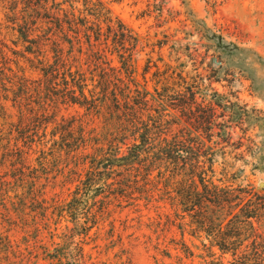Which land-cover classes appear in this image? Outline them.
<instances>
[{
    "label": "rangeland",
    "instance_id": "obj_1",
    "mask_svg": "<svg viewBox=\"0 0 264 264\" xmlns=\"http://www.w3.org/2000/svg\"><path fill=\"white\" fill-rule=\"evenodd\" d=\"M102 1L131 30L122 40L106 22L105 66L128 58L156 138L193 139L174 163L155 143L135 166L110 165L109 151L128 154L133 136L109 143L95 111L60 104L58 119L82 120L94 140L87 149L54 145L55 124L28 126L0 74V264H245L254 247L264 252V0ZM23 9L0 0L3 61L38 79L24 56L38 55L20 38ZM43 49L53 57L51 42Z\"/></svg>",
    "mask_w": 264,
    "mask_h": 264
},
{
    "label": "trees",
    "instance_id": "obj_2",
    "mask_svg": "<svg viewBox=\"0 0 264 264\" xmlns=\"http://www.w3.org/2000/svg\"><path fill=\"white\" fill-rule=\"evenodd\" d=\"M13 1L17 4L21 3L24 7V24L19 26L20 38L28 43L26 49L29 53L38 55L34 59L24 56L33 69L40 71L42 77L29 78L25 75V68L21 66L16 71L9 66L6 67L7 62L3 59L6 61L9 58L4 50L6 45L1 39L0 74L3 75L1 80L6 91L5 95L14 94V101L20 107L21 117L28 120V126L34 121L35 125H43L47 128L48 123L52 122L55 124L51 132L54 145L74 150L77 142L80 143L79 147L87 149L94 136L87 135L83 121L65 117L58 119L60 104H78L95 111L105 120L109 143L117 140H121L122 143L127 137L133 136L135 143L128 154L117 157L113 150L109 151L107 161L110 165H116L118 162L119 166H135L140 160V148L144 145L153 147L155 143H158L159 154L165 156L168 164L177 161V157L180 156H176L175 152L182 150L181 146L187 139L191 140L193 137L181 132L172 138L166 136V133L156 138L152 131L154 116L150 111L149 101L133 78L128 58L119 53L122 62L120 69L110 64L108 67L105 66L106 22L108 28L118 38L123 40L131 36V30L124 23L113 18L111 10L106 9L105 2L84 0L83 8H77L74 4L75 0ZM64 4H68L70 9H65ZM39 20L43 23L38 26ZM116 24L119 29L115 30ZM37 30L43 33V42L41 38L32 37ZM122 40L117 41L123 44L124 48ZM50 42L51 50L54 52L51 58L47 55L49 51L43 49V46H47ZM84 42L88 45L86 52H83ZM65 44L69 45L68 49L65 48ZM76 45L79 54L75 53ZM217 45L222 48L227 47L221 37L217 39ZM83 54L87 55L85 61L81 57ZM86 64L89 68L93 67L90 71L91 76H88L87 70L84 69L83 65ZM16 87L22 90L20 94L17 93ZM194 96L189 98L194 100ZM144 109L147 111L148 122L144 121ZM97 150L96 158L106 159V153H98ZM191 150L194 152V145ZM191 170L192 176H199L203 183L207 180L202 176V172L197 174L194 168ZM183 204L185 205V201ZM209 222L213 223L212 220ZM263 253L259 247H254L240 258L245 264H264Z\"/></svg>",
    "mask_w": 264,
    "mask_h": 264
}]
</instances>
